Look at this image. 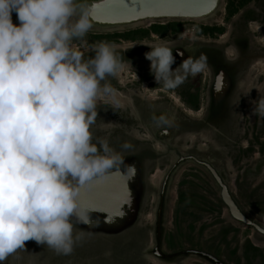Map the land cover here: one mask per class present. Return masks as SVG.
<instances>
[{
	"label": "clouds",
	"instance_id": "obj_1",
	"mask_svg": "<svg viewBox=\"0 0 264 264\" xmlns=\"http://www.w3.org/2000/svg\"><path fill=\"white\" fill-rule=\"evenodd\" d=\"M91 28L86 0H0V264L26 241L70 253L79 238L73 220L87 222L81 189L122 162L92 129L98 102L119 106L108 78L125 65L106 42L84 57L77 42ZM147 47L149 71L165 88L181 83L179 73L201 70L202 57L173 68L167 44ZM253 114L264 117V98Z\"/></svg>",
	"mask_w": 264,
	"mask_h": 264
},
{
	"label": "flooded vegetation",
	"instance_id": "obj_2",
	"mask_svg": "<svg viewBox=\"0 0 264 264\" xmlns=\"http://www.w3.org/2000/svg\"><path fill=\"white\" fill-rule=\"evenodd\" d=\"M91 2L93 1H86V4ZM220 17V20L194 21L196 25L193 35L188 36L190 44L186 45L178 41L184 32L180 21H167L169 23L163 25L150 23L147 30H130L121 34V38L130 43L128 53L118 52L121 61H127L129 65L127 73H124L127 86L122 87L119 84L117 75L108 78L111 87L116 89L120 98L130 106L129 117L121 119L122 125L115 126L124 134L120 137L144 140L149 143L153 152L115 149L121 154L122 162L113 171L121 170L126 175L133 172L129 181L132 202L125 204L120 212L110 216L104 213H89L93 227L83 223L80 225L90 232L101 229L112 234L133 225L140 215L144 176L150 170L152 161L157 159V155L162 156L154 148L155 143H159L163 146L160 153L169 152L175 156L167 169V173L173 170L164 192V179L161 182L159 208L155 211V217L159 220L151 252L154 253L158 248L163 256L162 261L167 263L172 262L175 255L167 254L162 248L160 217L172 177L179 169L188 165L189 168H195L196 174L200 171L208 175L216 185L204 166L209 164L225 181L222 170H228V162L232 166L233 163L228 161L223 164L213 157L217 150L216 142L236 145L234 140L243 137L257 138L264 130V117L253 114L254 103L264 98V85L259 84L260 81L263 82L264 77H253L250 73L254 63L260 59L264 60V45L261 43V38L264 37V0H225L224 11ZM254 25H257L258 30L253 29ZM154 35L172 49L176 61L173 68L189 57H202L201 70L194 75L179 73L181 83L171 88L172 90L157 84L149 71V61L144 58V53L149 50L147 46L153 45L147 44V41L155 37ZM260 87L263 90L259 92L257 89ZM102 102L125 110L110 102ZM170 113L172 115H169ZM148 136L151 141L145 140ZM191 136L195 137V141L190 142L192 145L188 147V139ZM168 140L178 143L163 145ZM203 140L206 148H203ZM107 218L117 221V224L108 226L105 223ZM188 250L211 254L202 248H190L182 249L176 256L188 255ZM178 260L181 261V258Z\"/></svg>",
	"mask_w": 264,
	"mask_h": 264
},
{
	"label": "rangeland",
	"instance_id": "obj_3",
	"mask_svg": "<svg viewBox=\"0 0 264 264\" xmlns=\"http://www.w3.org/2000/svg\"><path fill=\"white\" fill-rule=\"evenodd\" d=\"M224 2L225 0H221L218 10L207 20H220ZM194 21L202 20H180L184 29L183 35L178 39L181 44H190L188 36L193 35L196 25ZM12 22L14 25L19 23L15 12L12 13ZM150 23L163 25L169 22L148 20L108 28L92 25L83 40L77 42V47L81 49L85 58L92 54L90 51L92 45L99 42L114 45L116 52L128 53L130 43L121 38V34L130 30H147ZM253 27L256 28L255 31L258 30L257 25ZM261 40L264 45V37ZM160 42L161 39L156 35L148 40L147 44L154 45ZM126 62H123L125 67L120 71V76L117 75L122 87L127 86L124 73H127L129 65ZM250 73L253 77L259 75L264 77V60L260 59L254 63ZM259 84L264 85V79ZM257 90L260 92L263 89L260 87ZM114 99L119 107L125 110L103 104V100L98 102L96 109L98 116L92 129L94 139H106L114 150H146L147 153H152L149 143L144 140L120 137L124 134L115 126L122 125V120L129 117L130 106L116 91ZM262 124L264 125V118ZM249 138L234 140L237 142L236 145L216 142L217 150L213 157L223 164L232 161L233 166L228 162V170H222L225 181L229 184L240 208L264 227V130L257 138ZM145 140L151 141V137L148 136ZM188 141L189 147L192 145L190 142L195 141V137H189ZM175 143L178 142L168 140L163 145ZM202 143L205 144V140ZM125 144L128 145L127 148L123 147ZM154 146L162 156L157 155V159L152 161L150 170L144 176L140 215L134 220L133 225L112 234L101 229L90 232L85 226L73 220L74 237L79 238L75 240L70 253H60L46 245L26 241L24 248L12 253L2 264H210L196 256H176L182 249L190 248H202L227 264H264V236L233 221L220 199L219 188L208 175L200 171L196 174L195 168H189L188 165L179 169L172 177L160 217L162 248L167 254L175 256L170 263L154 257L151 246L155 243L154 234L159 220L155 217V211L159 208L161 182L175 156L169 152L160 153L163 146L159 143H155ZM206 147V144L203 145V148ZM178 258H181V261Z\"/></svg>",
	"mask_w": 264,
	"mask_h": 264
},
{
	"label": "water",
	"instance_id": "obj_4",
	"mask_svg": "<svg viewBox=\"0 0 264 264\" xmlns=\"http://www.w3.org/2000/svg\"><path fill=\"white\" fill-rule=\"evenodd\" d=\"M220 3L221 0H96L87 7L91 24L95 27L108 28L128 26L148 20H207L218 10ZM204 166L219 188L220 199L231 219L264 236V227L240 208L229 184L219 172L209 164ZM172 170L164 177L163 192ZM132 174L133 172L126 175L121 170L112 171L105 181L95 184L91 189L86 187L81 189L78 196V212L87 221L83 224L93 227L88 217L89 213H104L110 216L120 212L125 204L132 202L129 184ZM105 223L110 226L117 224V221L107 218ZM187 253L199 256L210 264H227L205 252L188 250ZM153 255L158 260H163L158 248Z\"/></svg>",
	"mask_w": 264,
	"mask_h": 264
},
{
	"label": "bare ground",
	"instance_id": "obj_5",
	"mask_svg": "<svg viewBox=\"0 0 264 264\" xmlns=\"http://www.w3.org/2000/svg\"><path fill=\"white\" fill-rule=\"evenodd\" d=\"M253 29L255 30L256 28L253 27ZM122 70H123V69H122ZM117 75L120 76V72H118ZM121 83H122V82H121ZM153 178H154V177H153ZM155 178H156V177H155ZM156 179H158V178H156Z\"/></svg>",
	"mask_w": 264,
	"mask_h": 264
},
{
	"label": "trees",
	"instance_id": "obj_6",
	"mask_svg": "<svg viewBox=\"0 0 264 264\" xmlns=\"http://www.w3.org/2000/svg\"><path fill=\"white\" fill-rule=\"evenodd\" d=\"M118 55H120V53L117 52Z\"/></svg>",
	"mask_w": 264,
	"mask_h": 264
}]
</instances>
